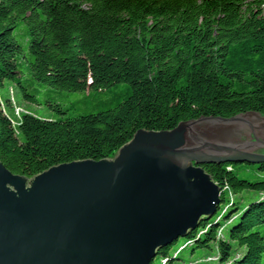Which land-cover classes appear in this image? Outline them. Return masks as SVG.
Instances as JSON below:
<instances>
[{"label": "trees", "instance_id": "1", "mask_svg": "<svg viewBox=\"0 0 264 264\" xmlns=\"http://www.w3.org/2000/svg\"><path fill=\"white\" fill-rule=\"evenodd\" d=\"M7 81L37 106L42 87L91 93L129 85L96 114L56 121L24 114L18 125L0 97V160L27 178L112 157L141 129L264 116V0H0V88ZM238 165L264 172V164ZM235 166L203 165L227 189L216 214L186 237L192 253L216 252L196 264H264V181L241 179ZM243 191L263 197L227 202ZM178 241L158 252L160 264L179 261L171 255ZM234 244L241 250L232 258Z\"/></svg>", "mask_w": 264, "mask_h": 264}, {"label": "water", "instance_id": "2", "mask_svg": "<svg viewBox=\"0 0 264 264\" xmlns=\"http://www.w3.org/2000/svg\"><path fill=\"white\" fill-rule=\"evenodd\" d=\"M264 116L137 131L112 157L27 178L0 160V264H152L217 212L207 164H264Z\"/></svg>", "mask_w": 264, "mask_h": 264}, {"label": "rangeland", "instance_id": "3", "mask_svg": "<svg viewBox=\"0 0 264 264\" xmlns=\"http://www.w3.org/2000/svg\"><path fill=\"white\" fill-rule=\"evenodd\" d=\"M20 42L24 43L21 38H18ZM38 99L42 106H37L26 102L19 90L15 87L12 82H5L4 86L0 88V97L2 101L9 100L12 109L7 110V113L14 119L16 125H18L20 118L24 114L33 115L45 120H60L66 116L74 117L77 115L96 114L110 106L119 99V97H125L129 91V85L120 84L106 92H67L64 90L54 89L50 87H42ZM47 102L53 103V105H59L64 111L65 116H61L56 110H53ZM260 153H264V150H260ZM235 169L239 173L241 179L249 180L251 182L264 181V172H260L255 168H251L246 165H237ZM227 188H222L221 192ZM262 195H259L251 191H243L242 193L234 196L227 195V202L236 201L241 202L243 206L248 204L250 201H256ZM232 203V202H231ZM228 206L223 208V212L227 210ZM235 215H233L234 217ZM232 217V218H233ZM192 241H187L186 238H180L176 246L171 252L172 258L179 259L175 264H196L204 258L206 261L213 259L211 256H215V251H209L207 249H198L195 253H192ZM184 246L188 247L183 250ZM241 249L234 244L233 245V256ZM157 257V256H156ZM166 260H163L164 263ZM161 257L154 259V264H160ZM216 264V263H212Z\"/></svg>", "mask_w": 264, "mask_h": 264}]
</instances>
